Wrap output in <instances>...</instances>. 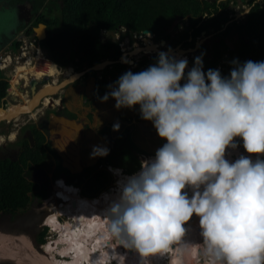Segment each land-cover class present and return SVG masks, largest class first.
<instances>
[{
	"label": "clouds",
	"instance_id": "clouds-1",
	"mask_svg": "<svg viewBox=\"0 0 264 264\" xmlns=\"http://www.w3.org/2000/svg\"><path fill=\"white\" fill-rule=\"evenodd\" d=\"M194 59L189 68L187 58L161 51L156 63L127 70L99 97L114 98L117 109L139 105L141 117L165 140L154 157L118 182L119 195L105 216L108 232L150 264L148 257L185 236L186 223L196 215L212 264H261L264 60L234 59L224 75L219 68L205 71L202 56ZM113 129H120L118 121ZM237 138L248 153L258 154L255 160L243 153L227 158L229 149L238 148ZM109 152L94 145L90 155ZM108 255L107 264H125L124 256ZM94 264H105L103 254Z\"/></svg>",
	"mask_w": 264,
	"mask_h": 264
},
{
	"label": "rangeland",
	"instance_id": "rangeland-1",
	"mask_svg": "<svg viewBox=\"0 0 264 264\" xmlns=\"http://www.w3.org/2000/svg\"><path fill=\"white\" fill-rule=\"evenodd\" d=\"M25 2H27V4H33L34 7L35 6L38 7L40 4V0H0V37H6L7 35H10V38H12L14 36L13 34L15 32V26L17 25L18 22V16L15 10V4L17 3L25 4ZM235 3H236L235 6L236 8L233 13L234 16L236 17V21L245 20L246 15L244 14H246L247 12L246 8L247 7L249 8L250 6L249 5L245 6V2L243 3L242 0H236ZM254 3H260L264 5V0H255ZM50 4L53 3H51V1L48 2L47 0L42 2L41 4L42 7L37 8L38 11L37 13L44 12V6ZM174 4L175 3L169 5V7L172 8ZM159 7H161L162 9L165 8V6L162 5H159ZM162 9L161 11H163ZM122 33L123 30L122 32L118 33L116 40L119 41L120 43H123V48L125 47V50L122 49L123 55L121 58V62L127 64L126 70L122 71V72H126L127 70L132 69L131 66L129 65H134V62H136V60L140 58L141 55L143 54L141 52H137L136 50L138 48L147 46L144 44L148 43L147 40L153 38L151 37V34L148 33L144 34V31L141 33H134L132 36H127V34H125L126 37H122ZM125 33H127V31ZM105 35L111 36L110 34H105ZM16 36L18 37V39L22 41V45L19 48V50L14 51L11 48H7L4 50L3 55L0 56V71L3 73L5 78L10 83L7 99L9 100V103H12L14 99L15 102L12 104H16L18 102L20 104V102L22 103V101H24L23 96L14 95V91H13L14 88L12 84L17 79H19L17 84L21 83L20 86L22 88L24 89L34 88L37 91L35 92V94L40 91L41 84H44V82H42L43 79L39 80L36 77L29 75L28 80H25L24 85H22L24 81H22L21 78L18 77L17 68L20 65H24V66L27 65L29 60H31V62H34L35 64L39 63L42 60H46V61L50 60L48 53L43 48L38 49L36 47L31 46V40L29 37H26L25 34L19 33ZM193 43L194 42H192L191 45L187 46V48L185 49H191ZM148 45L151 44L149 43ZM177 45L178 43L177 44L175 43L171 46V48H166L164 51H168V53L173 56L176 54L177 55L175 56L176 58H187V56L183 55L185 54L184 51H183L184 53H181L182 55L176 52L179 49V47L175 48V46ZM228 45L230 49H234L235 55L232 56L233 60L239 59L241 61V57H239L240 55L236 54L240 48V41L238 39L237 34H233L230 37ZM174 52L176 53L174 54ZM149 53L151 52H148L146 54ZM43 54L44 56L41 57V55ZM130 61L132 64L131 63L128 64V62ZM194 63L195 62L193 59L192 61L188 60L189 68L190 65L193 66ZM28 67H30V65H28ZM58 68L62 72H65L68 69H70V68H62L59 66ZM121 68L122 67L120 66L117 67L114 66L113 68L110 69L107 68L106 71H104L105 77L106 78L109 77L110 79L109 85L113 84L118 79V72L121 71ZM74 72L76 73L75 70ZM92 72H93L92 75L95 78L96 71H92ZM64 79H66L65 75H60L58 81L61 82ZM52 80L53 78H51L50 81ZM77 80L78 81H76L75 83L74 82L70 83L67 86H65L66 88L64 87L63 89H61L58 92L57 96H59V98L65 99V95L67 94V90L69 88L70 90L72 88H74L75 90L76 88H80L82 86H86V85L88 86V83L92 81V78L88 80L87 79L85 80V78L82 80L81 79L80 80L77 79ZM108 91H109V87H108ZM21 93H23V90ZM84 96L85 97L83 101H85L84 102L85 105L89 106L88 108L91 109V111L88 110L87 108L86 109L84 108L79 111L73 110L74 113H76L77 116H79L78 118L80 119V121L84 123V125L82 123L77 124L78 127L75 126V129H72V127L69 128H59L56 126L53 127L51 123L52 119L57 117L58 115L59 117H67V113L62 112V113H57L55 115L50 114L52 112H61L62 110V109L58 110L57 107L54 108L55 106L52 107L53 105H55V101L52 95L45 97V99H48V101L47 102L42 101L38 109L34 111L35 113H37L36 116L34 117L35 118L34 121H38V122L40 119L39 117L41 116L47 117L46 114L49 113L48 114V117L50 118L48 124L49 127L48 131L50 133L49 145L52 146L56 150V152L60 155V159L63 165L68 169H70L72 172L77 173L78 171H81L82 166L83 167L93 166L98 162L100 157H103V156H96V157L90 156V153L92 152L94 145H106L109 149L115 147L114 153H111L110 162L112 164L124 165L125 164L124 162L119 163L121 159L123 161L125 160L121 155L118 154L121 152L127 153L130 150V148H127L126 145H122V142L120 143L118 142L117 144L114 142L115 139L117 138V135L120 134L122 131L124 132L128 130L132 134L131 136L132 141L138 147L142 148V150L145 151V153H138L135 149H132L134 154L139 157L140 161L148 159L150 155H155L156 149L165 142V140L158 135V132L154 127L153 123L141 117L139 105L135 106V108L117 109L115 107L116 101L114 98L109 97L107 101H102L99 97H102L103 95L97 96L95 94L93 97H89L86 93ZM59 98L57 100H60ZM66 102L67 101L64 100L63 104H66ZM12 104H10L9 106H11ZM74 109L76 110L75 107ZM38 110L40 111L38 112ZM21 115L22 116H20L18 120L11 121L9 125L7 122H3V121L0 123V133L5 138L4 142L0 141L1 143L4 144L7 142V138L5 137L7 128H9V132H10L8 133V135H11L12 137V134H15V136L17 137L20 133L17 132L20 129L21 123L30 119L29 117L31 116L30 114H21ZM117 121L120 123V129L118 131L113 129V124ZM70 125L72 124L70 123ZM91 131L92 134L90 133ZM237 139L241 141L240 138ZM240 151L241 152H237V154H233L231 156V159H235L238 155L243 153L244 155L252 156V158L255 160L258 155V154H250L246 151V149H241ZM230 154H232V152H229L228 150V152L226 153L227 158H229L228 156ZM55 165H56V161L54 160V158L51 157L45 164L46 174L42 175L40 179L41 180L40 182L44 184L45 187H47L48 189V196L46 198L43 199L33 198L28 209L17 213L4 214V216L0 218V264H9L10 261L11 264H33V256L35 258L36 257L39 258L38 256H44L47 260H49L52 263H54L56 259H59L64 262H70L72 260L71 257L70 258H68L67 256L63 257L62 254L56 251L55 253L53 252L50 253L46 251V247H45L46 245L54 241L60 242L61 239L60 237L61 231L59 233V231L56 229L53 228H51L50 230L47 229V225H50L47 223L48 222L47 219L55 212V207L51 206L53 203L63 206L64 199H62V196L70 194L72 191L76 192L78 195L81 196L83 193H81L80 191L83 190L84 184L83 185L81 184L80 186H78L79 188H77L76 187L77 185L75 186L66 183L65 177L59 178V181L57 182L58 184H55L53 177V169ZM100 169H108L111 171L112 168L109 169V166L102 165L100 166ZM115 180L116 179L112 177V182L110 183L111 184L110 187H112V189L115 188L114 187L116 182ZM54 185H56V190L54 189ZM69 185H72L73 187ZM77 189L79 190V192ZM57 192L58 194H56ZM102 193L95 198L86 197V196L84 197L95 200L99 198L102 195ZM59 219L60 222L65 223L67 220H69V216L63 215L60 216ZM198 220L199 217L193 215L192 219L186 223L185 225L186 234L182 239L175 241V245L173 244L175 250L178 249L180 244L184 245L186 243L187 238L191 233V228L192 226L195 225L194 222ZM42 233H45L43 237L45 243L42 242V238H41ZM196 234L194 237L195 238L197 237L196 241L200 247V250H199V258L198 260H196L197 258H195L196 261L193 264H205L206 262L210 261L212 255L207 251V246L203 241V236L201 232L200 233L197 232ZM24 237H28L31 239L33 246L32 250L34 251L33 253H31V250L24 243V241H22ZM111 244L113 247L119 248L121 250L120 251L121 254H123L124 256L126 255L133 256L135 261H139L141 259V257L138 258L140 254L138 251L132 249V251L130 252L129 248H125L123 245H120L119 241L112 235H111ZM173 252L172 250H169L168 252H166L167 254L164 253V258L162 259V261L163 260L164 261L161 262V264L162 263L168 264L169 258L174 254ZM148 258H151V256ZM64 259H67L69 261H65ZM113 260L114 261H112L111 264H118L117 260L115 259ZM261 264H264V259L262 260Z\"/></svg>",
	"mask_w": 264,
	"mask_h": 264
},
{
	"label": "trees",
	"instance_id": "trees-1",
	"mask_svg": "<svg viewBox=\"0 0 264 264\" xmlns=\"http://www.w3.org/2000/svg\"><path fill=\"white\" fill-rule=\"evenodd\" d=\"M50 1L53 4L45 5L44 12L38 19V22L48 26V37L37 43V46L43 48L49 59L59 67H72L76 72L93 67L103 60H120L123 55L121 43L114 42L111 36L105 34L120 33L125 29L127 33H122V37H126L125 34L132 36L134 33L152 30L157 33V40L161 38L165 40L170 38L167 35L169 30L179 27L181 16L189 18L192 22L191 25L195 28L193 35H199L202 31L212 28L219 30L229 19L225 10L219 12V7L211 4L209 0H48ZM254 2L255 0H251L252 9L244 21H234V25L225 34L216 37L219 41L216 44L218 58L221 59L227 52L235 55L234 50L230 51L225 41L227 34L234 30L240 41V48L236 54L240 55L241 62L248 59L264 60V5ZM173 3L175 4L172 8L169 7ZM159 5L165 8L162 9ZM38 8H41V5ZM206 12L215 15L206 19L201 27H197ZM36 25L37 22L34 26ZM104 30L107 33H104ZM32 31L33 26L26 30V34L32 36ZM164 34L166 35L163 36ZM187 34L185 36L188 37ZM147 42L145 45L152 43L150 40ZM21 45L22 42L16 40L12 47L17 51ZM190 45V42L186 44ZM144 61H148L147 56ZM217 64L218 60L211 67L215 68ZM114 66L124 69L126 64L118 62L109 67ZM92 73H87V77ZM108 83L106 78L97 79L99 95L106 91ZM9 86V81L0 71V107L7 96ZM70 117L74 118L73 115ZM37 135V145L32 147L26 144L18 162L0 159V217L3 214L28 209L33 198L43 199L48 196L47 187L34 182L31 176L25 173L27 166L32 164L42 166L51 157L55 158L57 166L54 178L65 176L68 184L77 186L84 184L83 195L95 198L110 188L113 177L110 170L100 169V166L116 165L123 168L125 173L133 174L140 169L141 161L132 153V149L138 153H145L133 143L130 135L126 134L121 140L130 150L118 154L125 160L121 159L119 163L124 162V165L110 162L111 153H114L115 149L113 147L109 154L100 158L95 165L84 167L81 172L72 173L62 165L56 150L46 143L45 135L40 131ZM44 235L45 233L41 235L43 243Z\"/></svg>",
	"mask_w": 264,
	"mask_h": 264
},
{
	"label": "bare ground",
	"instance_id": "bare-ground-1",
	"mask_svg": "<svg viewBox=\"0 0 264 264\" xmlns=\"http://www.w3.org/2000/svg\"><path fill=\"white\" fill-rule=\"evenodd\" d=\"M247 9V8H246ZM124 32V31H123ZM118 35V33H116ZM151 49V51H150ZM142 50L141 53H148L157 50V48L153 45H147L144 47L138 48L136 51ZM184 53V52H179ZM184 55V54H183ZM104 61V60H103ZM102 61V62H103ZM113 61V60H112ZM121 62L120 61H117ZM101 63V62H100ZM122 63V62H121ZM24 64V63H22ZM30 65V67H28ZM107 68V67H106ZM105 69V68H104ZM104 69H101L104 70ZM18 77L21 78L22 81L28 80L29 75L34 76L36 78L43 79L44 76H51L53 78V82L48 81L44 83L40 91L36 93L34 100L27 94V91L23 90L20 86L21 83L17 84L19 79L13 82V91L14 95L16 96H23L22 103L19 102L13 104V106L9 110L3 109L0 111V121H13V119L18 120L21 114L31 112V117H35L37 113L36 111L37 106L41 103L43 96L47 97L49 95L46 94H57V88L53 85H57L60 82L58 78L60 75H65L66 80L63 85L73 83L78 79L76 73L73 71L72 68L68 69L65 72H62L57 64L52 61L42 60L39 63L35 64L28 61L27 65H20L18 68ZM27 82V81H26ZM23 90V93L22 90ZM21 92H20V91ZM52 92V93H50ZM13 96V95H12ZM43 97V98H45ZM48 101V99H46ZM14 120V121H15ZM11 137V136H10ZM12 139L15 138V134H12ZM4 136H1L0 141H4ZM1 143V142H0ZM238 149V148H237ZM229 152H232L228 157L231 160V156L233 154H237V152H241L240 149L233 150L229 149ZM154 156L148 157L152 158ZM111 169V168H110ZM117 174V179L115 180V188L112 191H106L102 193V195L97 199H87L76 192L72 191L70 194L62 196L64 199L63 206L57 205L53 203L51 206L55 207V212L53 215L48 217L47 223L53 229L61 231L60 234V242L54 241L46 245L47 252H58L62 254L63 257L72 258L70 262H64L59 259H56L54 263L47 260L44 256H38L39 258H35L33 256V264H94L95 261L100 259L101 254H103L104 262L107 264L109 260V253L110 254H121V250L117 247H113L111 244V234L108 232V226L105 216L107 215V210L113 200H115L119 195V183L123 180V178L127 175L131 174H124L121 167L112 168ZM191 196L192 189L189 187L186 189ZM67 215L69 216V220L65 223L60 222V216ZM195 228L192 226L191 233L187 238V241L184 245L180 244L178 249H174L175 241L171 244L167 251L174 250V254L169 258L168 264H193L199 258V250L200 247L196 241L197 237L195 238V234L197 232H201L199 220L195 221ZM52 229V230H53ZM197 235V234H196ZM3 236V235H2ZM24 243L28 246L31 250V253L34 251L32 246V241L28 237H24L22 239ZM185 241V240H184ZM95 243V244H93ZM179 243V242H178ZM174 244V245H173ZM137 253V252H136ZM164 253H157L148 258L150 264H161L162 259L164 258ZM167 254V253H166ZM73 255V256H72ZM136 255V254H135ZM141 259L139 261H135L133 256L126 255L125 264H144V258L139 254ZM195 258H197L195 260ZM166 259V258H165ZM213 256L210 259L208 264H212ZM65 261H69L64 259ZM168 260V259H167ZM263 260V259H262ZM114 261V260H112ZM111 261V263H112ZM116 262V261H115ZM163 264V263H162ZM206 264V263H205Z\"/></svg>",
	"mask_w": 264,
	"mask_h": 264
},
{
	"label": "flooded vegetation",
	"instance_id": "flooded-vegetation-1",
	"mask_svg": "<svg viewBox=\"0 0 264 264\" xmlns=\"http://www.w3.org/2000/svg\"><path fill=\"white\" fill-rule=\"evenodd\" d=\"M42 1L43 0H40L39 6L42 4ZM209 1H210L211 4H215V5H217L219 7V12L225 10L227 12L228 17H229L228 21L226 23H224L219 30H217L215 28H212V29H209V30L202 31L199 35H193V32L195 31V28H193V26L191 25L192 22L189 20V18H184L183 16H181V19L179 21L180 22L179 27H174V28H172V30L168 31L167 35L170 36V38H168V39L165 38V40H164L163 38H161V39L157 40V33H155L154 31L151 30L153 32V34L151 35V37L153 39H150V41L153 43V44L151 43V45H154L160 51L154 50L150 54L143 53L141 55V57L138 58L136 60V62H134V65H129L132 68L131 71L138 72L140 70H143V69L147 68L149 65L156 63V61L158 59V56H159V53L161 51H164L166 48H171V46L173 44H175V43H178V45L175 46V48L179 47V49L176 52L179 53V52H183L184 51L185 52L184 55L187 56L188 60L192 61V59H193L194 62H195V59H194L195 57L202 56L203 62H205V65H204L205 71H207V69H209V68H213L211 66H212V64L214 62H216V60H218V64L215 66V68L218 65H220V63H222L225 59L228 60V61L230 60L232 62L233 61L232 56H234V55L231 54L230 52L225 53L224 56L221 59L218 58L219 57L218 56L219 53H218V51L216 49V47H217L216 44H218L219 41L217 40L216 37L218 35H220V34H225V32L231 26L234 25V21H236V17L234 16L233 12H234V10L236 8L235 7L236 6V3H235L236 0H209ZM242 2L243 3L245 2V6L246 5H249V6L251 5V3H250L251 0H244V1L242 0ZM17 6H23V9H22L21 12L19 11V14H18V12H16L17 16H18V22H17V25L15 26V32L13 34L14 36L12 38H10V37H7V38L0 37V56L3 55L4 50L7 49V48H11V49H13L15 51V49L12 46L16 42V40L21 41L16 36L19 33L25 34L26 37H29L30 40H31V46L36 47L38 49H42L39 46H37V43H40L38 38H42L43 37L44 39H42L41 41H44L48 37V26L46 24H45L46 25V33L42 32L40 34L41 37L38 35V33H35V28H38L40 25L44 24L43 22H38L39 17L43 13V12L37 13L38 12L37 8L39 6L38 7L37 6L34 7L33 4H27V2H25V4L24 3L23 4H20V3L15 4V7H17ZM41 7H42V5H41ZM214 15L215 14H210V13L206 12L203 15V17H202L201 22L197 25V27H201V25L203 24V22L206 19H208L209 17L214 16ZM244 15H246V14H244ZM183 20H185V21L183 22ZM36 22H37V25L34 26V24ZM31 26H33L32 36H28L26 34V30L29 29ZM21 27H22V29H21ZM186 33H188L187 34V35H189L188 37L185 36ZM233 34H236V32L234 30H231L227 34V36L225 38V41H226L227 45H228L230 37ZM165 35L166 34H164L163 36H165ZM162 40L165 41V44L162 43ZM116 42H118V41L116 40ZM188 42H190V43L194 42L193 43L194 45L192 44V48L191 49H185V48H187L186 44ZM228 47H229V45H228ZM230 51H232V49H230ZM164 52H168V51H164ZM176 52H174V54ZM188 55H190V56H188ZM42 56H44V54L41 55V57ZM146 56L148 57V61H144ZM174 56H177V55L175 54ZM121 58H120V60H121ZM130 63H131V61L128 62V64H130ZM123 64H125V63H123ZM191 67H192V65H190V68ZM126 68H127V64H126V67L124 69H122V70L124 71V70H126ZM104 71H106V68L103 70V74H104ZM186 71H187V69H186ZM100 77H101L100 79L102 80V79L105 78V75L104 76L101 75ZM24 83L25 82H23L22 85H24ZM42 85L43 84H41V86ZM22 89L27 91V94L30 97L33 95V91L35 90L34 88L33 89H24V88H22ZM54 96L55 97H53V99L55 101V105H53L52 107L55 106L54 108L57 107L58 110H59L62 107L61 106V104H62L61 101L62 100H57L59 97L57 95H54ZM42 101L43 102L44 101L47 102L45 98H44V100L42 99ZM14 102L15 101L13 99L12 103H14ZM12 103H9V100L5 98V102L3 103L4 104L3 106L6 108L5 110H9L13 106ZM10 104H12V105L9 106ZM40 105H41V103L37 106L36 110L38 109V107ZM65 108H66V106L64 105L63 109L61 110V112H52V113L53 114L62 113V112L65 111ZM2 110L3 109H1L0 111H2ZM39 111L40 110H38V112ZM52 113H50V114H52ZM48 114H46L47 117H43V116L39 117L40 118L39 122L38 121H34L35 118L30 116L29 117L30 119H28L27 121L21 123V125L17 124V125H20V129H19V131L17 133H19V132L20 133H19V135L17 137L15 136L14 139H12L10 137L11 135H8V133H10V132H9V128H7V131H6V134H5L6 135L5 137L7 138V142L4 143V144L3 143L0 144V159L1 160H10V161H13V162H18L21 159L23 148H24V146H26V144H28V145H30L32 147H35L37 145V143H38L37 132L38 131L42 132L45 135L46 143L49 144L50 143V133L48 131V128H49L48 127V122H49L50 118L48 117ZM13 120H15V119H13ZM3 122H7L8 125H9V123H11V121H3ZM7 127H9V126H7ZM0 136H2L1 133H0ZM153 156H155V155H153ZM55 170H56V167H55ZM25 173L27 175H30L34 182L38 183L41 186H45L44 184H42L40 182L41 181L40 180L41 176L46 174L45 164L42 165V166H35L34 164H32V166H27L25 168ZM33 177L35 178L36 181L34 180ZM62 177H60V178H62ZM58 181H59V178H54V183L55 184H58L57 183ZM72 185H74V184H72ZM54 189H55V185H54ZM3 216H4V214L0 218H2ZM9 264H11V261L9 262Z\"/></svg>",
	"mask_w": 264,
	"mask_h": 264
},
{
	"label": "crops",
	"instance_id": "crops-1",
	"mask_svg": "<svg viewBox=\"0 0 264 264\" xmlns=\"http://www.w3.org/2000/svg\"><path fill=\"white\" fill-rule=\"evenodd\" d=\"M251 6V5H250ZM248 8V7H247ZM252 9V6L251 7H249L248 9H246L247 10V12H246V15L250 12V10ZM7 37H10L9 35H7L5 38H7ZM199 45V44H198ZM232 50H234V49H232ZM49 61H51V60H49ZM59 66V65H58ZM111 67V66H110ZM110 67H107L108 69H110ZM106 68V69H107ZM87 69V68H86ZM123 70L121 69V71L120 72H118V77L121 75V74H123L124 72H122ZM101 75H103L104 76V74H103V71H101V73H100ZM101 75H99L98 73H96L95 74V78L93 77V75H91V76H88L87 77V74L84 76V77H82V78H80L81 80L82 79H84L85 78V80L87 79H90V78H92V81L90 82V83H88V86L86 85V86H82V87H80V88H76L75 90H74V88H72L71 90H70V88L67 90V94L65 95V99H63V98H59L60 100L62 99L63 100V102L61 101V108L59 109V110H61V109H63V106L65 105V106H67L66 108H65V111L64 112H66L67 113V117H59V116H57V117H55V118H53L52 119V121H51V123H52V125H53V127H59V128H69V127H72V129H75V126H77V124H79V123H82L81 121H80V119L78 118L79 116H77V114L76 113H74V111H79V110H82V109H88V110H90L91 111V109H89L88 107L89 106H86L85 105V101H83L84 100V95L87 93V95L89 96V97H93L95 94L97 95V96H102V95H104L107 91H108V87H109V83H110V79H109V77H105L107 80H108V87H107V89H106V91L103 93V94H101V95H99L98 93H97V79H100L101 77ZM79 79V80H80ZM76 81H78V80H76ZM76 81H74V83L76 82ZM85 83V82H84ZM66 88V87H65ZM8 94V93H7ZM58 94V93H57ZM53 97H55L54 95H52ZM59 97V96H58ZM6 99H7V96L5 97ZM5 98H4V100H3V103L5 102ZM64 100L65 101H67L66 102V104H63L64 103ZM4 104H2V106L1 107H4L3 106ZM0 107V108H1ZM74 107L76 108V110L74 109ZM74 110V111H73ZM53 114V113H52ZM51 114V115H52ZM53 115H55V114H53ZM70 115H73L74 116V118H71L70 117ZM70 123L72 124V125H70ZM48 124H49V122H48ZM83 125H84V123H82ZM78 127V126H77ZM93 131V130H92ZM92 131L90 132L91 134H92ZM123 132V131H122ZM120 133V134H118L117 135V138L115 139V143L117 144L118 142H119V140H120V142H122V145H126L125 143H124V141H122L121 140V138H123V136L124 135H130L131 133L128 131V130H126V131H124L123 133ZM133 133V132H132ZM131 136H132V134L130 135V138H131ZM132 140V139H131ZM119 142V143H120ZM134 143V142H133ZM135 144V143H134ZM136 145V144H135ZM127 146V145H126ZM137 146V145H136ZM138 147V146H137ZM124 148V147H123ZM140 148V147H139ZM113 149V148H112ZM112 149H110V151L112 150ZM140 149H142V148H140ZM144 151V150H143ZM132 153H134L133 151H132ZM60 156V155H59ZM91 156V155H90ZM150 156H153V155H150ZM92 157V156H91ZM103 157H105V156H103ZM62 158V157H61ZM100 158H102V157H100ZM54 160L56 161V159L54 158ZM62 165H63V163H62ZM57 166V161H56V165H55V167ZM64 166V165H63ZM82 166V165H81ZM80 166V167H81ZM113 166V165H112ZM55 167H54V169H53V174H54V171H55ZM65 167V166H64ZM87 167V166H86ZM115 167H117L116 165H115ZM67 168V167H66ZM83 166L81 167V169L83 170ZM70 170V169H69ZM81 170V171H82ZM122 170L124 171V169L122 168ZM71 171V170H70ZM81 171H78V172H81ZM72 172V171H71ZM77 172V173H78ZM72 173H74V172H72ZM65 177V176H64Z\"/></svg>",
	"mask_w": 264,
	"mask_h": 264
},
{
	"label": "water",
	"instance_id": "water-1",
	"mask_svg": "<svg viewBox=\"0 0 264 264\" xmlns=\"http://www.w3.org/2000/svg\"><path fill=\"white\" fill-rule=\"evenodd\" d=\"M243 1H244V0H243ZM22 9H23V6H17L15 10H16V12H18V14H19V11L21 12ZM42 32L46 33V25H45V24H42V25H40L38 28H35V33H38L39 36H40V34H41ZM104 33H107V31L104 30ZM147 33H148V34H151V35L153 34V32H152L151 30H145V31H144V34H147ZM110 35L112 36L113 41L116 42V38H117L116 33L111 32ZM40 37H41V36H40ZM42 39H44V38H43V37H42V38H38L39 41H41ZM162 43L165 44V41L162 40ZM152 44H153V43H152ZM121 45H122V49L125 50V47L123 48V43H121ZM140 49H141V48H140ZM157 50H158V49H157ZM141 51H142V50H138L137 52H141ZM158 51H160V50H158ZM149 54H150V53H149ZM116 63H117V61L104 60L103 62L98 63V64L94 65L93 67L87 68L85 71L76 72V76L78 77V79H80V78L84 77L87 73L92 72V71H96V73H98L99 75H101V74H100V73H101V69H104V68H106V67L112 66V65H114V64H116ZM49 80H51V76H44V77H43V82H44V83L48 82ZM65 81H67V80L64 79V80L61 81L59 84H57V85H53L54 87L57 88V92H59L61 89H63L65 86L68 85V83L65 84V85H63ZM38 91H39V90H38ZM35 92H37V91L34 90V91H33V95L31 96V98H32L33 100H34V98H35V96H36V95H34ZM50 93H52V92H50ZM46 95H53V94H46ZM54 95H57V94H54ZM43 97H45V96H43ZM43 97L40 98V99H44ZM1 109H5V108H4V107H1L0 110H1ZM23 114H31V112H27V113H23ZM3 121H6V120H3ZM1 122H2V121H0V123H1ZM0 137H1V136H0ZM110 168H116V167H115V166H110L109 169H110ZM111 172H112V175H113L114 179H117V174H116L114 171H111ZM55 189H56V185H55ZM111 189H112V187L108 188L106 191H111ZM129 250H130V252L132 251V249H129ZM206 263H207V262H206Z\"/></svg>",
	"mask_w": 264,
	"mask_h": 264
},
{
	"label": "built area",
	"instance_id": "built-area-1",
	"mask_svg": "<svg viewBox=\"0 0 264 264\" xmlns=\"http://www.w3.org/2000/svg\"><path fill=\"white\" fill-rule=\"evenodd\" d=\"M123 33H125L126 32V30L125 29H123ZM20 59V58H19ZM233 67V65H232V62L229 60H224L222 63H220V65H218L216 68H219L220 70H221V72H222V74H224V75H230V70H231V68ZM238 141H239V139H238ZM238 149H245L244 148V146H243V141L241 140V141H239V146H238Z\"/></svg>",
	"mask_w": 264,
	"mask_h": 264
}]
</instances>
